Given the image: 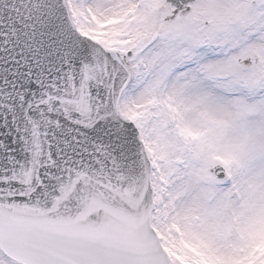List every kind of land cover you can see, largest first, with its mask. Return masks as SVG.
<instances>
[{
	"label": "snow or ice",
	"instance_id": "snow-or-ice-1",
	"mask_svg": "<svg viewBox=\"0 0 264 264\" xmlns=\"http://www.w3.org/2000/svg\"><path fill=\"white\" fill-rule=\"evenodd\" d=\"M0 264H264V0H0Z\"/></svg>",
	"mask_w": 264,
	"mask_h": 264
}]
</instances>
